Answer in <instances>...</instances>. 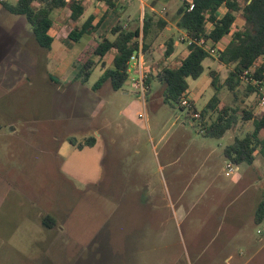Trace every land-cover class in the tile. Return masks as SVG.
Returning <instances> with one entry per match:
<instances>
[{
    "label": "rangeland",
    "instance_id": "obj_1",
    "mask_svg": "<svg viewBox=\"0 0 264 264\" xmlns=\"http://www.w3.org/2000/svg\"><path fill=\"white\" fill-rule=\"evenodd\" d=\"M113 1L109 10L104 0L86 2L76 22L67 8L54 10L49 52L36 45L24 17L0 5V264H225L239 251L247 259L264 241V223L253 221L264 160L235 165L223 150L252 131L242 111L258 115V95L245 96L246 81L230 91L224 81L232 66L209 55L202 74L187 80V98L200 111L215 92L214 71L220 103L235 120L220 138L202 136L192 112L172 107L154 78L186 54L172 20L180 0ZM143 12L170 28L143 51L148 91L141 96L129 80L117 91L108 83L93 91L101 61L107 67L112 60V53L93 55L100 37L111 38L117 21L137 27ZM91 13L105 15L99 29L79 43L67 40ZM242 26L237 13L217 48ZM169 37L176 48L165 59ZM87 58L96 62L88 81H72L68 68ZM89 138L94 144L81 149L69 143ZM226 164L237 171L225 176Z\"/></svg>",
    "mask_w": 264,
    "mask_h": 264
},
{
    "label": "trees",
    "instance_id": "obj_2",
    "mask_svg": "<svg viewBox=\"0 0 264 264\" xmlns=\"http://www.w3.org/2000/svg\"><path fill=\"white\" fill-rule=\"evenodd\" d=\"M104 1L107 10L115 6L113 0ZM190 1L193 8L188 11V3L185 0H180V5L172 20L177 30L185 33L191 40L203 37L213 44L220 43L230 34L236 20V14L240 13L242 16V28H236L231 33L230 41L217 54L220 63L228 67L232 66L224 84L230 91H234L240 83V74L264 57V0ZM154 4L152 2V6ZM0 5L8 14L24 17L30 26L31 36L36 45L46 52L51 50V44L54 40L49 33L53 24L51 13L54 10L67 8L69 19L73 22H76L84 13L82 0H16L14 4L0 1ZM221 8L224 9V12L218 17ZM104 16L97 18L95 13H91L79 27H74L69 31L66 39L73 43H79L84 38L88 39L92 33L99 29ZM166 24L164 19L154 20V16L150 12H143L138 26L133 29L127 28L130 26L129 20L126 22L117 21L109 30L111 38L108 36L100 37V41L93 49V55L99 60H102L108 53H113V56L110 66L106 67L101 61L102 73L91 89L98 91L106 83L110 85L113 91L121 89L127 81L128 61L138 49L139 37L141 36L142 49L145 51ZM207 24H211L208 30ZM174 46V38L169 37L165 41L163 53L165 59H169L174 54ZM207 57L209 54L203 48L191 43L187 45L185 56L178 61L176 66H164L156 72L154 78L162 85L163 97L173 104L172 107L182 109L179 100L182 97H187L189 92L187 80H195L202 74V63ZM95 65V61L87 58L78 70L70 66L67 74L74 72L71 80L84 84L88 81ZM263 72L264 60L253 72V78H262ZM49 78L52 79L50 76ZM149 81V76H146V86H148ZM210 84L215 92L204 107L198 111L192 101L189 100L190 108H187L186 111L188 115L192 112L191 117L198 122L199 133L202 136L220 138L232 128L235 117L229 113L232 110L227 105L220 103L217 91L221 85L214 71L210 72ZM248 86L245 96L257 90L253 85ZM252 112L242 111V120L245 122L252 121V131L241 138L234 137L233 142L223 150L224 157L235 165L243 163L251 165L257 156L264 160V138L260 139L259 137L264 129V111L255 116ZM194 113H198L199 117L194 118ZM212 115H215L214 119H212ZM207 116H209V122L205 123L204 120ZM94 142L93 138L85 139L78 144L69 140V143L77 149L92 146ZM254 222L256 224L264 223V190L255 210Z\"/></svg>",
    "mask_w": 264,
    "mask_h": 264
},
{
    "label": "built area",
    "instance_id": "obj_3",
    "mask_svg": "<svg viewBox=\"0 0 264 264\" xmlns=\"http://www.w3.org/2000/svg\"><path fill=\"white\" fill-rule=\"evenodd\" d=\"M188 3L187 9L188 11L193 8V4L190 0H185ZM150 11L153 12L154 10L150 8ZM211 26V24H210ZM179 41L186 43V45H189L191 43H195L197 46L203 48L209 55L214 56L217 55L220 51L223 49L217 48L218 44H213L210 41L206 40L205 38L201 37L199 39L191 40L189 39L185 33L181 34L178 38ZM264 57L260 58L259 61L249 67L248 69L244 70L240 74V81H246L249 85H253L257 90L254 92L258 95V107H257V113L260 114L264 111V72L262 73V78L255 79L253 78V72L257 69V67L263 62ZM143 64H144V53L141 45V36L139 37L138 41V49L135 51L129 58L128 61V67H127V74L130 82L131 88L136 90L141 96L144 95L145 92H147L148 86L145 85V78L146 75L143 73ZM132 73H134L132 75ZM263 79V80H261ZM179 105L184 108H190L189 99L187 97H182L179 100ZM194 118H198V113L193 114ZM225 176H229L232 173L237 171V167H232L229 164H226L225 167Z\"/></svg>",
    "mask_w": 264,
    "mask_h": 264
},
{
    "label": "crops",
    "instance_id": "obj_4",
    "mask_svg": "<svg viewBox=\"0 0 264 264\" xmlns=\"http://www.w3.org/2000/svg\"><path fill=\"white\" fill-rule=\"evenodd\" d=\"M89 1H91V0H82V4H83V6L85 5L86 2H89ZM140 2H142V0H140ZM84 11H85V9H84ZM219 11H220V10H219ZM223 12H224V11H222V13H223ZM222 13L219 14L218 17H220V16L222 15ZM141 17H142V16H141ZM140 20H141V18H140ZM164 20H166V22H167V19L164 18ZM164 29H165V30H170V28L168 27V24H166V26H165ZM164 29H163V30H164ZM175 29H176V31L178 32V34H180V35L183 34V32L177 30L176 27H175ZM163 30H162V31H163ZM155 40H156V39H155ZM155 40H154V41H155ZM154 41L152 42V44L154 43ZM174 47L176 48V42H175V46H174ZM112 56H113V53H112ZM101 73H102V70H101ZM106 84H107V83H106ZM224 174H225V173H224ZM229 176H230V175H229ZM256 206H257V205H256ZM253 221H254V217H253ZM258 242H261V239H259ZM73 253H77V252L74 251ZM241 254H242L241 251H239L237 257H234V256H232V255L227 256V257L224 259L225 264H248V263L252 262V261L255 260V259H256V263H255V264H264V241L262 242L261 245H259L258 247L256 246V248H254V250H252L251 255H250L247 259H242ZM243 255H244V252H243ZM74 260H76L75 256H73L72 261H74Z\"/></svg>",
    "mask_w": 264,
    "mask_h": 264
}]
</instances>
